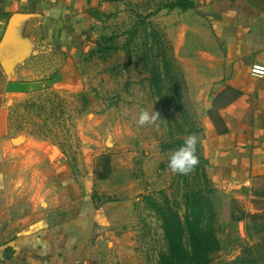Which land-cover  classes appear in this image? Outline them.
<instances>
[{
    "label": "crops",
    "instance_id": "1",
    "mask_svg": "<svg viewBox=\"0 0 264 264\" xmlns=\"http://www.w3.org/2000/svg\"><path fill=\"white\" fill-rule=\"evenodd\" d=\"M187 1L193 7L162 10L174 18L163 30L175 54L189 53L186 80L202 101L203 152L216 186L252 196L264 264V77L251 74L264 66V0ZM106 7L0 0V264H129L118 244L127 235L109 233V241L100 232L125 214L98 203L95 174H74L48 139L7 124L9 100L83 86L79 67Z\"/></svg>",
    "mask_w": 264,
    "mask_h": 264
},
{
    "label": "rangeland",
    "instance_id": "2",
    "mask_svg": "<svg viewBox=\"0 0 264 264\" xmlns=\"http://www.w3.org/2000/svg\"><path fill=\"white\" fill-rule=\"evenodd\" d=\"M176 1L103 0L99 38L79 67L83 86L9 100L7 124L14 132L48 139L74 174H95L98 203L115 204L125 214L119 225L103 222L100 232L109 241V233L127 235L118 244L128 249L129 264H158L167 251L152 204L171 208L184 221L195 194L214 212L220 249L210 264H257L252 196L216 186L203 152L202 101L186 80L189 53L175 54L163 30L174 18L161 12ZM142 109L161 119L138 126ZM190 133L199 137V165L188 175L174 174L168 158Z\"/></svg>",
    "mask_w": 264,
    "mask_h": 264
},
{
    "label": "trees",
    "instance_id": "3",
    "mask_svg": "<svg viewBox=\"0 0 264 264\" xmlns=\"http://www.w3.org/2000/svg\"><path fill=\"white\" fill-rule=\"evenodd\" d=\"M175 7L186 10L193 7V3L177 0L166 6L169 9ZM188 202L184 221L171 208L167 210L157 203L152 204L162 221L167 240V251L160 253L158 264H210L213 254L220 249L210 202H203V197L197 194L189 197Z\"/></svg>",
    "mask_w": 264,
    "mask_h": 264
},
{
    "label": "clouds",
    "instance_id": "4",
    "mask_svg": "<svg viewBox=\"0 0 264 264\" xmlns=\"http://www.w3.org/2000/svg\"><path fill=\"white\" fill-rule=\"evenodd\" d=\"M254 71L259 75H264V71L256 68ZM161 119L158 112H149L142 109L137 120L138 126L154 125ZM199 137L196 133H190L184 139L183 144L172 151L168 158V167L174 174L188 175L192 173L199 165V156L197 155V145Z\"/></svg>",
    "mask_w": 264,
    "mask_h": 264
},
{
    "label": "built area",
    "instance_id": "5",
    "mask_svg": "<svg viewBox=\"0 0 264 264\" xmlns=\"http://www.w3.org/2000/svg\"><path fill=\"white\" fill-rule=\"evenodd\" d=\"M256 68H259V70L264 71V66H261V65H254V66L252 67V70H251V74H252L254 77H256V78H263L264 75H259V74H257L256 71H254Z\"/></svg>",
    "mask_w": 264,
    "mask_h": 264
}]
</instances>
